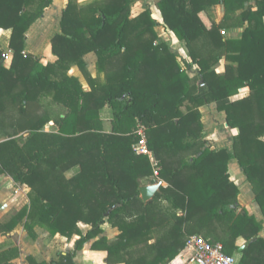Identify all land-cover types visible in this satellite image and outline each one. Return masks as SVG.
I'll return each instance as SVG.
<instances>
[{
    "label": "trees",
    "instance_id": "16d2710c",
    "mask_svg": "<svg viewBox=\"0 0 264 264\" xmlns=\"http://www.w3.org/2000/svg\"><path fill=\"white\" fill-rule=\"evenodd\" d=\"M133 1L67 0L60 32L50 39L55 60L43 63L24 53L26 31L53 0H0V28L11 30L12 51L5 67L0 49V174L29 188L27 203L0 221V235L19 224L31 238L35 226L78 235L71 251L49 263L30 257L31 264H75L87 243L104 251L106 264H164L192 234L240 252L239 264H264L263 222L240 206L228 170L235 159L264 216V0L256 9L248 0L156 1L164 25L188 49L187 67L196 65L193 76L158 39L150 9L132 14ZM217 4L225 8L218 23L208 17ZM233 24L244 25L240 36L225 38L220 30ZM91 51L102 77L86 68L83 56ZM220 59L221 73L214 68ZM72 65L88 90L68 74ZM243 88L247 93L235 97ZM209 103L238 129L230 148H211L204 138L199 108ZM105 105L114 113L111 131L100 116ZM50 121L56 129L46 131ZM139 126L157 182H166L147 202L139 188L153 166L132 148ZM105 222L118 230L112 239L102 235ZM18 254L17 247L0 251V264Z\"/></svg>",
    "mask_w": 264,
    "mask_h": 264
},
{
    "label": "crops",
    "instance_id": "0c3cea01",
    "mask_svg": "<svg viewBox=\"0 0 264 264\" xmlns=\"http://www.w3.org/2000/svg\"><path fill=\"white\" fill-rule=\"evenodd\" d=\"M66 1L67 0H59V1L53 0L52 4L48 8L45 9V11H44L45 14L43 13V15L39 19H37L32 25L36 24L40 20H44L45 18H49V16L51 14L54 15L55 9H59V16L58 17L60 18L61 10L65 6L64 4L66 3ZM61 4H62V7L59 6ZM248 5H251L253 9H256V0L246 1L245 6H248ZM149 9L151 11L152 17L157 22L162 23L163 22L162 16H161L159 9L157 8L156 3H155L154 8H152L150 6ZM212 9H213V11L208 10V17L212 21L218 23L220 20L223 19L224 15H225L224 5L223 4L215 5L212 7ZM219 10H221V11L219 12ZM240 12H241V9L236 10L235 14L238 15ZM230 22H233L232 18L230 19ZM32 25L30 26V28H32ZM30 28L26 31V39H25V44H24V51L25 52L24 53H31V52L27 51L28 47H31L30 44L32 45V42H29L28 37H27L28 31L30 30ZM243 28H244V25L233 24V27H225L224 29L226 30V33L228 34L227 37L236 38V37L240 36ZM155 29H156V27H155ZM167 30H168L167 33H169L170 37L173 39V37H175L174 34L168 28H167ZM48 31H49V29H48ZM53 31L54 32L49 37V39L47 40V43L44 44V46H46L45 47V58L47 60L46 59L43 60L44 61L43 63H46L49 60L50 61L55 60V57L51 53L50 39L52 38V36L54 34L60 32L59 20L57 23V27ZM164 33L166 34V32H164ZM10 34H11L10 29L0 28V49H2V51L7 53V56L3 59V65L5 67H9L11 60H12V51L8 47ZM158 35H160V34H158ZM35 39L37 40L38 36ZM35 39H33V40H35ZM164 41H166V40H164ZM37 43L35 45L39 44V43L38 44ZM83 59H84L85 64H86V68L92 77H96L97 75L100 77L103 76V73L97 72V68H96L97 56L93 51L86 53L83 56ZM40 60H41V58H40ZM183 67H185V66H183ZM190 69H193V70L196 69V65H192L191 67H189V70ZM186 71L189 74V76H193L196 73V70H194L195 72H192V73L189 72L188 69ZM68 74L78 77V79L80 80V82L83 85V88L85 90L89 89L88 81L86 80V78L82 74L81 70L76 65H72L70 67ZM245 91H248V89L247 88L241 89L240 93L238 95H236L235 97H241V96L245 95L247 93ZM211 104H214V103H211ZM199 110L201 112V121L203 123L204 132H205V130H207V124H206L207 123V116H208L207 105L201 106L199 108ZM210 110L212 113L214 111H215V113H218L216 107L215 108L213 107ZM104 115L106 116V119L103 118ZM113 115H114L113 109L110 105H105L100 110V116L103 120V127L106 131L112 130ZM214 115L215 114L213 113L212 116H214ZM222 117L224 118V116H222ZM44 129L46 131L55 130L56 127H55L53 121H50L48 124L45 125ZM231 129L233 131V135L238 132L237 128H231ZM208 137H209L208 134L204 135V138L206 140L209 139ZM207 143L211 146V148H221V147H229L230 148L232 140L230 141L229 144L223 145V146H221V144H218V143L214 144L213 142H210V140H207ZM228 170H229V174H230L231 179L235 182V184L239 188L238 202H239L240 206L246 208L249 213L253 214L256 217L257 220L263 222V228L260 231V235L264 238V216L261 212L259 205L257 204L256 201H254V193L252 191L250 183L246 180L245 176L243 175V173H242V171H241V169H240V167H239V165L235 159L229 160ZM74 172L75 171H73V173ZM72 174L70 176H72ZM66 176H67V174H66ZM70 176H67V177H70ZM0 177L5 179V180L9 178L10 181L13 183V185H16V186H14L15 187V189H14L15 197H21L20 194L22 195V193H24L25 196L27 197V193L29 191L28 187H26L25 185H20V184L15 183L11 179L10 176H2L0 174ZM153 178H154V176L152 175L151 177L143 178L141 181L143 182V185L153 184L154 182L151 183V180H153ZM159 182H160V185H163V186L166 185V182L163 180H160ZM27 201H28V198H27ZM26 203L27 202H25L22 206H24ZM3 206H4V204H3ZM1 210H2V208L0 209V221H4V219H3L4 213H2ZM18 210H16L15 212H17ZM15 212H13L12 214H14ZM17 226L22 227L23 231H25L26 235L28 236L30 242H27L24 245H20V243L23 244L24 241H21V242L14 241V245L11 244V245H7L6 247L0 248V251L5 250L9 247H17L18 248L19 254L17 257H13L11 259V261H10L11 264H31L29 261L30 257L36 262L49 263L51 260H56L60 254H65V253L71 251L74 247L75 239L78 238V235L74 236L73 244L70 242L72 245V248H71L70 243L66 242L67 238L59 235L58 233L55 235H51V234H49V232H47L42 227L35 226L34 229H35L37 236H36V238H31L28 235L27 231L23 228L22 224H19ZM102 228H103L102 235H105L108 239H112L113 237H115L118 234L117 228L112 227L108 222H105L102 225ZM13 230L11 232L5 234V235H0V239H6L10 234H12ZM57 240H59V241H57ZM237 244L245 247V240L243 238H239V239H237ZM233 253L237 254L239 257L241 255L240 252H238V251H234ZM177 257H180L183 261H185L184 249H182L180 251V253L175 258L167 261L164 264H171L175 259H177ZM74 262H75V264H106L105 263V253L102 250L91 249L90 243H87L81 249H79L75 252ZM115 264H122V263H115Z\"/></svg>",
    "mask_w": 264,
    "mask_h": 264
},
{
    "label": "rangeland",
    "instance_id": "374dc122",
    "mask_svg": "<svg viewBox=\"0 0 264 264\" xmlns=\"http://www.w3.org/2000/svg\"><path fill=\"white\" fill-rule=\"evenodd\" d=\"M90 1L92 0H79V3L85 4ZM156 1L157 0H134L131 4L132 14L135 15L141 9L149 8L150 6L154 8ZM59 6L62 7V4ZM212 7L209 10L213 11ZM220 11L221 10H219V12ZM58 16H59V9H55L54 15L51 14L49 18H45L44 20L38 21L36 24L32 25V28H30V30L28 31L27 37H28L29 42H32V45L30 44L31 47H28L27 51L34 53L36 56H39L42 62H44L43 60L46 59L45 58V47L46 46H44V44L47 43V40L54 32L53 30L57 27V23L59 20ZM155 27H156L155 30L157 31V33L159 32L158 34H160L158 35V37L160 36L158 39L166 40L165 42H167L169 47L175 52L180 63L183 66H185V68H187L189 72L191 73L195 72L194 70L196 69L189 70V67H187L186 65V62L187 61L189 62L190 57L188 56V49L185 47V45L181 41H179L177 38L173 37L172 39L170 37L169 33H167L168 32L167 27L164 25L163 22L162 23L157 22V25ZM221 30H224L225 34H222ZM221 30H220V33L224 37H227L228 34L226 33V30L225 29H221ZM164 32H166V34ZM37 36H38V39L36 40L35 38H37ZM36 43L38 45H35ZM199 45H200V42H199ZM2 58H3V54H2ZM214 68L216 71L221 73L224 68V60L220 59L214 65ZM213 107L214 108L216 107L215 103L207 104V109H208V116H207V123H206L207 130H205L204 135L208 134L209 139L207 140H210V142H213L214 144L218 143V144H221V146L227 145L232 140L233 131L225 123V120L222 117L223 115H221V112L215 113L214 111L213 113L215 115L212 116L213 113L211 112L210 109H212ZM103 118L106 119V116L104 115ZM73 169L67 170L65 174H67V176H70L73 173V171L77 170V167H74ZM1 175L8 176L5 174H1ZM157 181H158V177H154L153 182L158 183ZM14 186L16 185H13V183L10 181L9 178L5 180L0 177V209L2 208L1 212L4 213L3 214L4 220L7 219L10 215H12L13 212L18 210L25 202H27V197L25 196L24 193H22V195L20 194L21 197H15V194H14L15 187ZM80 228L83 232H85L88 229V226L80 223ZM158 232H159V228L154 231L153 235L157 236ZM73 240H74V236L70 239H67L66 242H69V243L71 242L73 244ZM14 241H18V242L24 241L23 244L20 243V245H24L25 243L30 242L28 236L26 235L25 231H23L21 226H17L13 230L12 234H10L6 239H0V248L6 247L7 245H11V244L14 245ZM71 243H70V247L72 248ZM171 264H186V262L183 261L180 257H177V259H175Z\"/></svg>",
    "mask_w": 264,
    "mask_h": 264
},
{
    "label": "built area",
    "instance_id": "2783aa9c",
    "mask_svg": "<svg viewBox=\"0 0 264 264\" xmlns=\"http://www.w3.org/2000/svg\"><path fill=\"white\" fill-rule=\"evenodd\" d=\"M221 33L225 34V31L221 30ZM6 56L7 53L4 52L3 58ZM136 132L138 139L132 144V148L134 152L149 157L153 166V176L158 177L159 168L148 147L144 128L139 126ZM183 249L186 264H239L240 257L237 254L226 253L221 242L210 241L199 234L188 236Z\"/></svg>",
    "mask_w": 264,
    "mask_h": 264
},
{
    "label": "water",
    "instance_id": "95a60500",
    "mask_svg": "<svg viewBox=\"0 0 264 264\" xmlns=\"http://www.w3.org/2000/svg\"><path fill=\"white\" fill-rule=\"evenodd\" d=\"M160 186V182L153 183V184H147L140 186V197L144 202H147L148 200L152 199L156 191L158 190ZM244 246H241L239 250H242Z\"/></svg>",
    "mask_w": 264,
    "mask_h": 264
}]
</instances>
